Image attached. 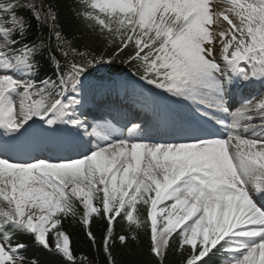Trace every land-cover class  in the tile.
<instances>
[{
    "label": "snow or ice",
    "instance_id": "snow-or-ice-1",
    "mask_svg": "<svg viewBox=\"0 0 264 264\" xmlns=\"http://www.w3.org/2000/svg\"><path fill=\"white\" fill-rule=\"evenodd\" d=\"M69 7L0 0V264H264V0Z\"/></svg>",
    "mask_w": 264,
    "mask_h": 264
},
{
    "label": "trees",
    "instance_id": "trees-1",
    "mask_svg": "<svg viewBox=\"0 0 264 264\" xmlns=\"http://www.w3.org/2000/svg\"><path fill=\"white\" fill-rule=\"evenodd\" d=\"M73 3V0H60L61 4V16L65 21L71 20L72 24L75 26L77 24V21L72 18V13L70 10V5ZM65 227L72 233L74 240L76 241V250L77 253H84L90 257L96 256V252L93 249L91 243L87 239V237L84 235L82 228L79 224L75 223H66ZM102 227V226H101ZM93 228L99 232V228L96 226V224H93ZM24 239L28 240L30 247L25 252V255L29 258H34L35 260H38L40 264H50L53 257L46 252L44 249L37 247L31 243L30 237H24ZM142 251L140 250H134L135 251V259L140 262V264H148V261L151 259V257L148 255V247H147V241L143 240V243L141 245ZM100 264H103V253L101 252L99 254Z\"/></svg>",
    "mask_w": 264,
    "mask_h": 264
},
{
    "label": "bare ground",
    "instance_id": "bare-ground-1",
    "mask_svg": "<svg viewBox=\"0 0 264 264\" xmlns=\"http://www.w3.org/2000/svg\"><path fill=\"white\" fill-rule=\"evenodd\" d=\"M94 110H95V108H94Z\"/></svg>",
    "mask_w": 264,
    "mask_h": 264
}]
</instances>
